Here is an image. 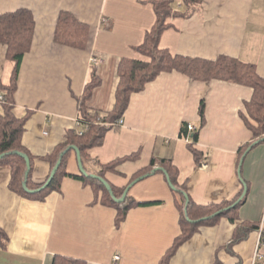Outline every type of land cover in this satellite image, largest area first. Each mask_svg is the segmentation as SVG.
<instances>
[{
    "label": "crops",
    "instance_id": "obj_1",
    "mask_svg": "<svg viewBox=\"0 0 264 264\" xmlns=\"http://www.w3.org/2000/svg\"><path fill=\"white\" fill-rule=\"evenodd\" d=\"M176 2V10L184 13L168 19L162 48L192 58H235L254 64L264 78V0H202L192 8L184 0ZM20 9L29 10L35 24L22 59L13 112L26 118L22 142L34 157L35 187H29L35 189L53 169L45 157L76 128L78 97L93 73L100 83L88 105L105 113L116 108L120 62L144 58L136 47L157 16L152 0H0V15ZM64 12L87 25L85 47L58 41L57 25ZM7 52V44L0 41V94L2 85L11 83L15 66ZM94 57L101 63L95 65ZM253 94V87L245 84L194 80L177 70L162 72L131 95L123 125L109 127L103 143L88 151L93 161L103 163L139 152L137 158L106 172V179L119 188L150 172L146 168L153 157L172 160L179 183L198 204L236 201L247 186L236 221L222 217L201 226L170 264H264L259 230L233 242L243 221L264 223V142L247 151L257 139L243 116L248 115L246 104ZM187 122L200 128L192 145L181 135ZM87 166L93 168L92 163ZM66 170L81 174L75 150ZM10 180L11 168L0 165V228L7 235L0 239V264H53L55 256L86 264H161L182 232L175 194L158 171L131 186L128 195L150 203L132 207L119 226L118 210L103 201V193L70 175L61 176L54 189L42 190L43 196L38 195L42 191L22 195L10 187Z\"/></svg>",
    "mask_w": 264,
    "mask_h": 264
},
{
    "label": "trees",
    "instance_id": "obj_2",
    "mask_svg": "<svg viewBox=\"0 0 264 264\" xmlns=\"http://www.w3.org/2000/svg\"><path fill=\"white\" fill-rule=\"evenodd\" d=\"M202 0H184L188 8L198 6ZM156 12V21L153 27L146 33L142 44L136 49L144 56L143 59L125 58L119 65V85L116 91L117 104L116 108L110 112H101L93 110L88 105L93 89L99 85V79L93 73L91 80L87 83L85 92L78 97L79 114L76 128L67 133L66 141L57 146L53 153L46 156L54 167L57 163L61 151L70 144H76L82 153L85 168L90 173H96L105 177L107 171H115L117 166L126 159H135L139 156V152L133 155L119 158L115 161L103 163L93 161L88 151L90 148L103 143L105 134L111 125L104 123L116 122L123 118V114L129 105L131 95L134 92L141 91L146 84L153 81L160 73L169 71H180L194 80L210 81L212 79H220L232 81L235 83L245 84L253 87L254 94L247 105L248 115L243 114L246 124L253 132L255 139L264 137V78L259 75L256 67L252 63H244L238 59L228 56H220L216 60H208L202 58H192L182 55H175L169 49L160 46V39L163 32L169 26L168 19L175 14H183L184 11L176 10V0H152ZM34 16L29 10L20 9L13 13H5L0 15V41L7 44V56L10 61L14 62L13 74L11 75V83L2 85L1 94L3 103L0 109V154L3 152L20 150L27 153L33 161V155L25 147L22 142L23 132L25 131L26 118H17L13 109L15 106V92L18 86L19 71L23 56L30 49L34 32ZM87 25L79 22L71 13L64 12L61 14L57 25V39L62 44L72 45L83 48L86 45ZM200 115L202 125L206 122V104L203 100L200 105ZM256 122V124L253 123ZM187 123H184L181 130L183 137L189 135L193 142L197 141L199 131L190 134ZM264 142V141H263ZM192 145V144H191ZM192 147V146H191ZM197 159H200L199 153L196 152ZM74 150H69L63 157L60 167L47 190L54 189V184L61 176L70 175L76 179L83 181L85 184L92 185L95 190L103 193V201L117 208L118 214L116 224L119 226L125 219L127 212L135 206L146 205L150 202L135 201L130 195L122 202L112 199L103 183L95 178L87 177L81 174H69L66 170V164L69 155ZM92 163L93 168L87 164ZM0 165L11 168L10 187L25 196L31 193L25 191L23 180L27 169L26 160L18 154H7L0 158ZM156 165L164 167L170 174L172 182L177 187L173 189L175 194L176 206L180 211V224L182 232L176 237L171 248L167 250L161 258V264H170L171 259L177 253L179 248L189 241L193 235L203 225H213L222 217H228L231 222H235L237 217V208L242 200L233 208L223 211L221 214L211 217L201 222H191L190 219H200L210 216L213 213L223 210L232 205L235 201H225L220 203L198 204L190 196L187 198L184 191L187 192L186 186L178 181V168L170 159L152 158L147 170H152ZM150 170V171H151ZM159 173L163 171L159 170ZM137 177V176H136ZM106 178V177H105ZM28 186L35 187L31 181V170L27 180ZM115 195L121 197L125 188H119L111 184ZM45 192L38 195L43 196ZM237 201V200H236ZM154 203V202H153ZM259 230L261 232V245L264 244V223L261 226L257 222L243 221L235 230L233 242H239L246 239L252 231ZM7 238L5 232L0 228V239ZM53 264H86L84 261L68 258L64 256H55Z\"/></svg>",
    "mask_w": 264,
    "mask_h": 264
},
{
    "label": "water",
    "instance_id": "obj_3",
    "mask_svg": "<svg viewBox=\"0 0 264 264\" xmlns=\"http://www.w3.org/2000/svg\"><path fill=\"white\" fill-rule=\"evenodd\" d=\"M261 141H264V137L255 140V141L249 146V148H248L247 151H249V149H251L255 144H257V143H259V142H261ZM71 149L75 150V152H76V154H77V159H78V163H79V169H80V172H81L83 175L87 176V177H91V178H95V179L100 180V181L103 183V185L106 187V189L108 190V192H109V194L111 195L112 199L115 200V201H117V202H122V201H124V200L126 199L128 193H129V190H130V188H131V186H132L133 184H135L137 181H139V180L143 179L144 177L149 176L150 174L155 173L156 171H159V170L163 171V173L165 174V176H166V178H167V180H168V183H169V185L171 186V188L174 189V190L177 189V187L175 186V184H174V183L172 182V180H171V177H170L169 172H168L164 167H162V166H155L150 172H148V173H146V174H143V175H141V176L135 178L133 181H131V182L128 184V186L125 188V190H124L122 196H121V197H117V196L115 195V192H114V190H113V187H112L111 183H110L105 177L100 176V175H98V174H96V173H90V172L85 168L84 163H83V159H82L81 150H80V148H79L77 145H75V144H70L69 146H67V147L61 152L60 157H59L57 163L55 164V166L53 167V169H52V171H51V173H50V176H49L48 180H47L42 186H40L39 188H35V189H31V188L28 186V183H27V180H28V177H29V173H30V170H31V167H32V166H31V159H30V157H29V155H28L27 153H25V152H23V151H20V150L8 151V152H3V153H1V154H0V158L4 157V156L7 155V154H12V153H14V154H18V155L22 156V157L26 160V164H27V169H26L25 177H24V181H23V187H24V189H25L27 192H30V193H37V192H40V191L44 190L45 188H47V187L51 184V182L53 181V179H54V177H55V175H56V173H57V171H58V169H59V167H60V164H61V161H62V157L65 155V153H67V152H68L69 150H71ZM246 153H247V152H245L244 156L246 155ZM243 158H244V157H243ZM243 158H242V159H243ZM246 192H247V186L245 187L242 196H241L237 201H235L232 205H230V206L224 208L223 210H219V211L213 213V214L210 215V216L202 217V218H200V219H195V220L190 219V218L188 217V215H187V206H186V216H187V219H188L189 221H191V222H201V221L207 220V219H209V218H211V217H215V216L221 214L223 211H226V210H229V209L235 207V206H236V205L242 200V198L245 196ZM184 194H185V196H186V198H187V203H188L189 195H188V193L185 192V191H184Z\"/></svg>",
    "mask_w": 264,
    "mask_h": 264
},
{
    "label": "built area",
    "instance_id": "obj_4",
    "mask_svg": "<svg viewBox=\"0 0 264 264\" xmlns=\"http://www.w3.org/2000/svg\"><path fill=\"white\" fill-rule=\"evenodd\" d=\"M92 61H93V63H94L95 65H97V64L101 63L102 59H99V58H97V57H94V58L92 59ZM2 103H3V96L0 95V108H1ZM123 123H124V119H123V118H120V119L117 120L116 122H112V123H104V124H106V125H111V126H122ZM187 126H188V130H189V133H190V134H194L195 132L199 131V129H200V128H199L195 123H193V122H188ZM187 139L189 140V142H190L191 144L193 143V139L191 138L190 135L187 137ZM206 163H207V159L204 158V160H203V164H206ZM118 258H119V255H116L115 259L117 260Z\"/></svg>",
    "mask_w": 264,
    "mask_h": 264
},
{
    "label": "rangeland",
    "instance_id": "obj_5",
    "mask_svg": "<svg viewBox=\"0 0 264 264\" xmlns=\"http://www.w3.org/2000/svg\"><path fill=\"white\" fill-rule=\"evenodd\" d=\"M1 109V108H0Z\"/></svg>",
    "mask_w": 264,
    "mask_h": 264
}]
</instances>
